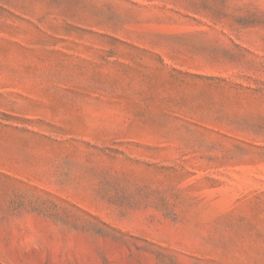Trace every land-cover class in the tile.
<instances>
[{
    "label": "rangeland",
    "instance_id": "obj_1",
    "mask_svg": "<svg viewBox=\"0 0 264 264\" xmlns=\"http://www.w3.org/2000/svg\"><path fill=\"white\" fill-rule=\"evenodd\" d=\"M0 264H264V0H0Z\"/></svg>",
    "mask_w": 264,
    "mask_h": 264
}]
</instances>
